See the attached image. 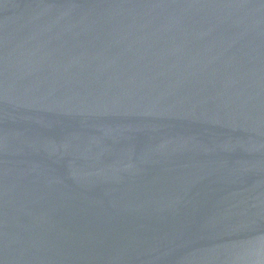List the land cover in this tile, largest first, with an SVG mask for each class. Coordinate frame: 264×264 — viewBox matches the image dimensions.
Returning a JSON list of instances; mask_svg holds the SVG:
<instances>
[{
  "label": "water",
  "instance_id": "water-1",
  "mask_svg": "<svg viewBox=\"0 0 264 264\" xmlns=\"http://www.w3.org/2000/svg\"><path fill=\"white\" fill-rule=\"evenodd\" d=\"M0 264H264V0H0Z\"/></svg>",
  "mask_w": 264,
  "mask_h": 264
}]
</instances>
